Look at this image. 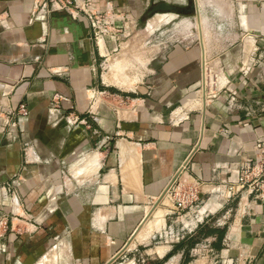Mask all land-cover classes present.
Masks as SVG:
<instances>
[{
  "label": "crops",
  "instance_id": "crops-1",
  "mask_svg": "<svg viewBox=\"0 0 264 264\" xmlns=\"http://www.w3.org/2000/svg\"><path fill=\"white\" fill-rule=\"evenodd\" d=\"M40 1L0 0V264H264V201L233 183L264 135V0H195L207 35L152 56ZM161 1L194 0H92L127 32ZM125 43L142 61L117 84ZM175 187L199 215L173 216L190 219L177 242L130 244L155 205L176 212Z\"/></svg>",
  "mask_w": 264,
  "mask_h": 264
},
{
  "label": "rangeland",
  "instance_id": "rangeland-1",
  "mask_svg": "<svg viewBox=\"0 0 264 264\" xmlns=\"http://www.w3.org/2000/svg\"><path fill=\"white\" fill-rule=\"evenodd\" d=\"M205 13H206L205 11H199V16H201L200 25L198 24L197 21L198 19L197 14L193 11L190 13H181V14L172 12L169 13L168 15H161L162 18L160 15L152 14L149 17V15L145 14L144 15L145 17L143 19L147 21V18L149 17L150 19L149 23L155 24L157 22L155 24L156 26L153 29L152 28L150 29L149 27L147 28L145 27V29L143 30L134 29L128 34L130 36L144 35V37L150 41V55L152 56L155 50L161 49L162 47H166L167 49H169V47H172L173 45H178L180 41L184 42V44H190V42L195 43L199 41V38L202 34L203 36L207 35L209 29L207 28L208 26L206 23ZM159 17L162 20L158 21ZM168 17L169 19H167ZM139 45L141 44L125 43L124 45L125 49L121 53L123 55L112 56L107 61L105 65L106 68L111 61L121 60L120 64L117 65L118 69L116 68L111 73V78H113L114 80L113 83L120 84V82L126 81L127 77L132 72H136L135 68L137 67L136 64L134 63L139 62V64H141L142 61L141 60L142 51L136 50V48ZM175 189H176L175 193L177 192V196H178L175 200L180 199L182 202L185 203L181 202V205L176 204V209H175L176 212L173 214L170 213L169 215H168L169 206L167 207L165 205H160L159 208L157 209L158 212L157 210L156 211L154 210L155 212L153 211L150 214L149 218L135 234L130 244L134 243L135 237L137 235H138L136 237L137 241H135L134 243L135 245H138L139 243L150 244V245H154V244L168 245L170 243L177 242V237L179 235V232L181 233L183 231L184 224H186L187 221H190V219L189 220L182 219L180 221H176L173 228L170 230L169 228H167V226L172 224L173 216L176 215L183 216V214L192 211V213L194 212L193 215L197 217L199 215L198 210H200L202 203L200 202L199 198H179L185 191L178 187L177 188L175 187ZM166 204H169L170 206L174 205L173 200L171 198H169V203ZM160 208L167 209L166 213L160 212ZM192 226H194V224ZM147 230L149 232L147 240L143 241L144 231L146 232ZM138 241H142V242H138ZM129 259H130V253H125L122 254L121 257H119V259H117L113 264H129Z\"/></svg>",
  "mask_w": 264,
  "mask_h": 264
},
{
  "label": "built area",
  "instance_id": "built-area-1",
  "mask_svg": "<svg viewBox=\"0 0 264 264\" xmlns=\"http://www.w3.org/2000/svg\"><path fill=\"white\" fill-rule=\"evenodd\" d=\"M42 11L48 15L54 12H63L69 14L75 20H89L94 38L97 41L108 37L120 43L122 41L121 36H130L128 34L130 32L126 31L125 26L119 24L125 20L123 14L96 9L92 0H41L37 4L36 12ZM212 75V71L209 70V76L212 77ZM207 78L208 74L205 77V83ZM19 112L27 115L28 107L21 104ZM174 182H172L167 192L172 190ZM233 183L238 187L237 191L245 190L248 194L255 195L257 199L264 201V135L255 139L250 153L243 154ZM179 198H199V196L198 192L192 189L185 191ZM242 200L243 197L240 198V202ZM181 202L178 199L176 204L181 205ZM2 221L0 220V223Z\"/></svg>",
  "mask_w": 264,
  "mask_h": 264
},
{
  "label": "water",
  "instance_id": "water-1",
  "mask_svg": "<svg viewBox=\"0 0 264 264\" xmlns=\"http://www.w3.org/2000/svg\"><path fill=\"white\" fill-rule=\"evenodd\" d=\"M192 11H194L197 14V16L199 17V13H198L199 10L197 8V4H196L195 0L187 7L179 6V5L173 4L169 1H161V2H158L157 4H155L154 6L151 7V9L148 12V15H152V14H156V13H160V12H162V13L173 12V13L181 14V13H190ZM157 205H155L153 207V210L150 212V214L154 211V209L157 207ZM150 214L147 216L146 220L148 219Z\"/></svg>",
  "mask_w": 264,
  "mask_h": 264
},
{
  "label": "bare ground",
  "instance_id": "bare-ground-1",
  "mask_svg": "<svg viewBox=\"0 0 264 264\" xmlns=\"http://www.w3.org/2000/svg\"><path fill=\"white\" fill-rule=\"evenodd\" d=\"M197 18H198V19H197L198 24L200 25V24H201V16H199V17L197 16ZM120 62H121V61H118V60H117V61H116V60H115V61H111V62L108 64V66H107V68H108V74H109V73H112V72L117 68V65L120 64ZM119 66H120V65H119ZM108 74H107V75H108ZM207 79H208V78H207ZM219 80H220V79H219ZM221 80H222V79H221ZM157 206H158V205H157ZM140 235H141V234H140ZM137 236H138V235H137ZM137 236H136V237H137ZM138 238H139V237H138Z\"/></svg>",
  "mask_w": 264,
  "mask_h": 264
}]
</instances>
